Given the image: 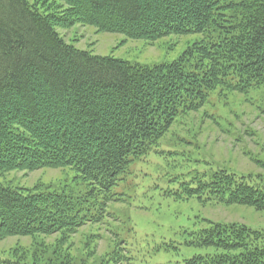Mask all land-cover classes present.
Masks as SVG:
<instances>
[{"label":"trees","instance_id":"trees-1","mask_svg":"<svg viewBox=\"0 0 264 264\" xmlns=\"http://www.w3.org/2000/svg\"><path fill=\"white\" fill-rule=\"evenodd\" d=\"M59 1L0 0V175L68 168L75 184L39 191L0 183V239L98 222L107 202L121 200L114 188L133 162L178 116L214 90L264 85V0ZM74 22L147 41L201 39L171 62L144 65L65 42L56 27ZM192 170L178 197L264 209L261 176ZM207 223L184 243L214 252L183 264H264V229Z\"/></svg>","mask_w":264,"mask_h":264},{"label":"rangeland","instance_id":"rangeland-1","mask_svg":"<svg viewBox=\"0 0 264 264\" xmlns=\"http://www.w3.org/2000/svg\"><path fill=\"white\" fill-rule=\"evenodd\" d=\"M56 30L77 49L144 65L171 62L201 39L199 33L133 39L83 22ZM215 168L264 180V85L246 92L212 91L198 109L178 116L157 146L133 162L132 172L114 188L121 200L107 202L103 219L70 232L3 237L0 264H183L194 255L214 252L184 243L188 232L190 238L208 226L207 220L264 229V209L177 196L181 184L189 182V170ZM73 176L68 168L19 169L3 172L0 183L39 191L68 189L75 184ZM76 188L83 190L81 185Z\"/></svg>","mask_w":264,"mask_h":264}]
</instances>
